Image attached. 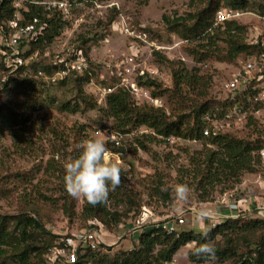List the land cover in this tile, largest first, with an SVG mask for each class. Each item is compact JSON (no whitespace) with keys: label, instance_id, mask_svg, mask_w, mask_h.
Here are the masks:
<instances>
[{"label":"rangeland","instance_id":"1","mask_svg":"<svg viewBox=\"0 0 264 264\" xmlns=\"http://www.w3.org/2000/svg\"><path fill=\"white\" fill-rule=\"evenodd\" d=\"M78 2L80 3L73 9L72 19L53 42L33 51L29 44L21 46L25 52H30L26 55L28 68L21 77L14 79L19 75L18 71L11 73L0 65V124L4 113L12 117V121H7L9 127L0 126V212L8 215L32 214L48 231L57 235L56 248H47L41 257H32L34 264H64L65 258L59 252L62 237L88 223L80 217L69 218L63 210V200L60 198L65 185L64 163L78 157L82 151L80 143L91 137L102 139L106 148L111 150L109 135L115 133L120 136V144H114L122 147V151L116 152L118 156L108 157L121 166L123 173L120 185L109 191L108 206L112 211L125 212L130 209L126 224L135 218V213L138 214L146 206L154 214L153 218L164 220L177 215L184 217L185 223L177 225L180 231L195 230L205 233L212 226L205 221H197L191 209H223L220 201L225 197L262 199L264 177L258 171L244 174L241 183L232 189L225 188L224 184L218 185L211 192L208 201H200L198 195L204 190L197 189L192 176H185L183 168L190 167V159L194 154L210 147L205 139L193 143V139L189 138L176 136L175 141H168L158 136L155 142L148 143L149 149L145 151L137 146L136 138H141L143 134L156 136L152 129L141 126L124 133L117 130L114 119L108 117L104 111L106 89L108 86L118 85L124 76L120 63L131 56L135 44L132 38L114 25L115 21L126 19L139 32H144L148 40L140 43L136 41L140 53L135 62L142 64L143 68L157 70L156 75L144 77L142 81L155 78L161 84L160 90L167 89L155 102L137 100L134 97L136 105L161 108L170 119L182 115L192 125L195 107L206 101L208 106L199 117L201 123L206 125L219 118L225 123L226 133L250 140L257 137L256 125L247 123L245 118L240 120L235 114L232 117L227 116L234 111L235 101L226 88V82L248 53H241L233 62L215 57L198 62L189 51L197 41L184 38L177 31H169L163 21L164 14L185 16L201 9L206 3L203 0ZM261 6H264V0H249L245 14L233 18L245 26L246 43L251 38L264 37L263 24L259 18L262 16ZM219 25L221 24H216L215 19L214 26ZM84 40L87 42L84 43ZM220 45L225 46V43L220 41ZM79 46L89 51L91 68L88 81L81 84L75 75H71L62 82L51 83L39 77V69L48 73L45 68L50 65L56 50ZM1 50L0 39L2 61ZM155 51L166 55L174 64L157 61ZM179 62H183L188 69L197 68L204 78L201 87L184 90L177 97L173 70L180 65ZM24 78L36 83L35 91L28 81L23 82ZM148 89L152 90L149 87ZM67 101L78 103L80 110L73 113L61 109L62 104ZM94 104L95 108L92 107ZM178 184L188 186L187 200L177 198L175 189ZM157 188L169 192L170 199L164 201L156 193ZM72 199L76 212L80 213L84 198ZM127 230L128 227L105 226L101 234L107 245L101 250L107 254L106 259L85 264H112L119 254L136 248L138 238L129 235ZM36 242L39 246L43 244L40 239ZM192 246L193 243H189L181 247L168 264H191L188 252ZM4 252L0 264H16L17 250L8 246ZM202 264H232V261H209Z\"/></svg>","mask_w":264,"mask_h":264},{"label":"trees","instance_id":"2","mask_svg":"<svg viewBox=\"0 0 264 264\" xmlns=\"http://www.w3.org/2000/svg\"><path fill=\"white\" fill-rule=\"evenodd\" d=\"M13 2L14 0H0V24L3 20L6 21L14 17L16 8ZM203 2L206 3L204 7L185 16L163 15V21L169 31H177V33H181L182 37L197 41L192 48H189V51L198 62L212 57L233 62L241 53L249 54L257 50V46L246 43L245 26L237 20H228L219 26H214L216 14L222 7L245 11L249 6V0H203ZM261 9L262 15H264V6H261ZM23 12L26 20L39 17L48 23L43 35L38 40L28 43L32 46L31 51L44 48L53 42L68 23L57 13L50 15L38 5H30L29 10ZM220 41H223L225 46H221ZM85 42L87 41L84 40ZM24 44H27V41L22 42L20 46ZM79 48L83 49L89 58L88 49L82 46ZM29 54V51L25 52L24 56L27 57L26 55ZM154 55L159 62L174 64L159 51H155ZM178 64L180 65L173 70V80L174 91H176L177 97H180L184 90L201 87L204 76L198 73L197 68L188 69L183 62ZM0 65L4 67L1 60ZM26 68L28 66H21L18 70L19 75L14 79L21 77ZM53 68L48 65L45 69L51 73ZM72 75H75L76 80L81 84L89 80V72ZM140 80V83L146 85V88H152L153 97H159L167 90H160L161 84L155 78L145 82ZM27 81L35 91L36 83L28 78L23 79L24 83ZM62 81L64 80L59 82ZM135 101L130 90L119 88L106 96L104 111L108 117L114 119L117 130L124 133L141 126H147L153 130L156 136L143 134L141 138H136L137 146L142 150L148 151V143L155 142L158 136L166 138L171 135L189 139H205L206 143L210 145L209 148L191 157L189 168H183L185 176H192L197 189L204 190L198 195L200 201H208L211 192L218 185L224 184L225 188L232 189L241 183L242 177L246 173L261 171L264 177V164L258 153L263 146L264 135L257 127L255 129L257 137L253 140L236 137L226 132L205 138L203 137L205 125L200 122L199 117L200 113L205 111L208 102L205 101L195 107L194 122L190 125L182 115L170 119V116L161 108L148 105L139 106L135 104ZM95 106L96 104L92 107L95 108ZM61 109L75 113L80 110V105L67 101L62 104ZM8 120L12 121V117L4 113L0 126L9 127ZM110 149L113 153L122 151V147H116L114 143H110ZM62 191L63 196L60 199L63 200V210L71 219L80 217L85 222L97 219L107 228H118L129 218L130 209L125 212L110 210L108 197L104 202L95 205L90 204L84 198L82 210L78 213L65 185ZM156 193L164 201L170 199L169 192H164L160 188L156 189ZM46 198L50 199L48 196ZM140 212L134 214L135 218ZM206 233L207 237L195 230H179L169 233L162 227H152L139 235L136 248L122 252L112 264H168L181 247L193 242L199 244L209 241L215 247L216 259L199 258L189 250L188 257L191 264H202L209 261L223 263L230 260L232 264H264L263 218L257 216L228 218L221 224L211 227ZM39 239L43 241L42 246L37 245L36 241ZM56 240L57 235L48 231L43 223L32 214L8 215L0 212V258L5 254V247L12 246L17 250L15 253L16 264H34L32 257H41L45 253V249L57 245ZM34 253L35 256H33ZM106 257L107 254L102 250L87 248L84 254H80L77 262L69 263L65 260L64 264L98 262L105 260Z\"/></svg>","mask_w":264,"mask_h":264},{"label":"built area","instance_id":"3","mask_svg":"<svg viewBox=\"0 0 264 264\" xmlns=\"http://www.w3.org/2000/svg\"><path fill=\"white\" fill-rule=\"evenodd\" d=\"M80 2L78 0H14L13 5L16 8L14 17L0 24V39L2 40V63L6 70L14 73L21 66H28V60L24 56L25 51L20 44L27 41L38 40L43 35L47 21L39 17H34L30 20L25 19L23 11H28L30 5H38L47 11L50 15L57 13L64 20L70 21L73 16V9ZM245 14L242 10H234L232 8H224L218 10L216 14V24H222L228 20H233ZM263 24L264 32V15L259 16ZM1 22V21H0ZM114 25L121 32L128 35L135 44L132 48L131 56L122 60L120 65L123 67L124 76L116 86H108L105 95L115 92L119 88L128 89L137 100H148L155 102L158 97H153L151 90L139 83L140 79L156 75V69L143 68L142 64H137L135 58L138 57L140 50L137 42H147L146 34L139 32L126 19L115 21ZM261 32V33H262ZM249 45L257 46V50L246 55V59L240 62V66L232 74V77L226 82L228 92H231L234 103V111L227 116L232 117L238 115L240 120L246 119L247 123L251 121L252 125H256L264 135V37L252 39L248 42ZM130 63L131 65H129ZM50 65L53 70L51 73H46L43 69L37 71L39 77L44 78L51 83H57L65 80L72 74L90 73V60L81 48H61L55 51ZM105 96V99H106ZM232 102V101H231ZM225 123L219 118L213 119L203 128V137H210L224 133ZM181 138V137H178ZM264 138V136H263ZM109 139L116 145L120 144V136L115 133L109 135ZM168 141H175L176 136L164 138ZM197 143L199 139L191 140ZM259 157L264 164V142L263 146L258 151ZM107 155H117L108 150ZM223 209H207V211H197L191 209L196 217V220L205 221L212 227L221 224L228 218H237L239 216H257L264 219V197L260 200L248 199L246 197H235V199L223 198L220 201ZM201 212H207V216H199ZM154 214L146 206L143 207L140 214L128 222L121 223L120 228L128 227V234L138 238L139 235L152 228L162 227L167 232H178L177 225L184 224L185 218L177 215L168 217L164 220L153 218ZM105 225L97 219L90 220L84 227L78 228L73 232L62 237L59 243V252L64 256L69 263H75L79 260L80 254H84L87 248L93 250H101L106 248V240L103 238L101 231ZM56 246L50 248L55 249Z\"/></svg>","mask_w":264,"mask_h":264},{"label":"clouds","instance_id":"4","mask_svg":"<svg viewBox=\"0 0 264 264\" xmlns=\"http://www.w3.org/2000/svg\"><path fill=\"white\" fill-rule=\"evenodd\" d=\"M82 151L78 157L67 160L63 167L65 170V187L69 195L74 198H85L90 204L104 202L110 190H115L121 183V166L110 160L105 142L98 137L85 139L79 146ZM178 199L187 200L189 188L186 184H178L175 189ZM201 212L199 216H207ZM207 237V233H203ZM193 255L215 260L216 250L209 242H193L191 248Z\"/></svg>","mask_w":264,"mask_h":264}]
</instances>
